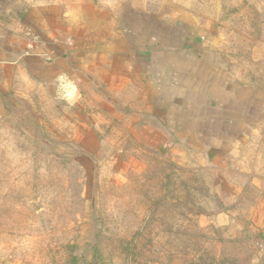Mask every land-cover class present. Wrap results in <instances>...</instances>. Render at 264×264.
Wrapping results in <instances>:
<instances>
[{"label":"rangeland","instance_id":"obj_1","mask_svg":"<svg viewBox=\"0 0 264 264\" xmlns=\"http://www.w3.org/2000/svg\"><path fill=\"white\" fill-rule=\"evenodd\" d=\"M257 2L0 0V29L17 30L54 3L69 10L90 3L123 22L132 4L160 16L178 4L204 17L242 11L256 22ZM35 36L26 49L37 50ZM78 77L84 101L48 89L32 94L35 106L27 96L19 105L8 97L0 121V264L16 256L37 264H264V124L259 139L236 140L243 155L223 149L209 158L207 148L191 147L162 154L103 114L96 80ZM80 112L89 122L76 120Z\"/></svg>","mask_w":264,"mask_h":264},{"label":"crops","instance_id":"obj_2","mask_svg":"<svg viewBox=\"0 0 264 264\" xmlns=\"http://www.w3.org/2000/svg\"><path fill=\"white\" fill-rule=\"evenodd\" d=\"M260 1L256 22L237 9L228 18L204 17L179 4L175 14L163 16L129 5L126 22L90 3L71 10L58 3L36 8L17 30L0 29V121L12 106L8 97L19 105L27 96L35 106L32 94L48 89L69 103L84 101L78 76H89L103 92L98 95L103 114L112 113L113 122L124 123L132 138L160 153L191 147L207 148L209 158L223 149L235 154L236 140L248 145L262 137ZM35 33L41 42L28 50ZM80 115V124L89 122L87 112ZM240 147L238 153L245 154ZM1 264L37 263L16 256Z\"/></svg>","mask_w":264,"mask_h":264},{"label":"built area","instance_id":"obj_3","mask_svg":"<svg viewBox=\"0 0 264 264\" xmlns=\"http://www.w3.org/2000/svg\"><path fill=\"white\" fill-rule=\"evenodd\" d=\"M33 38H36V36H32Z\"/></svg>","mask_w":264,"mask_h":264}]
</instances>
